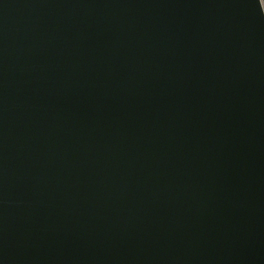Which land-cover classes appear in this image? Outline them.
<instances>
[{
	"label": "water",
	"instance_id": "1",
	"mask_svg": "<svg viewBox=\"0 0 264 264\" xmlns=\"http://www.w3.org/2000/svg\"><path fill=\"white\" fill-rule=\"evenodd\" d=\"M0 264H264L261 0H0Z\"/></svg>",
	"mask_w": 264,
	"mask_h": 264
},
{
	"label": "rangeland",
	"instance_id": "2",
	"mask_svg": "<svg viewBox=\"0 0 264 264\" xmlns=\"http://www.w3.org/2000/svg\"><path fill=\"white\" fill-rule=\"evenodd\" d=\"M261 3H262V6H263V9H264V0H261Z\"/></svg>",
	"mask_w": 264,
	"mask_h": 264
}]
</instances>
